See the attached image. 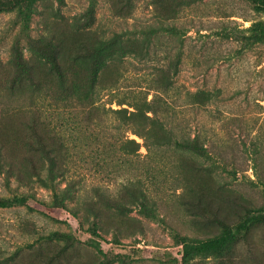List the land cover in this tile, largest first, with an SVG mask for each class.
Listing matches in <instances>:
<instances>
[{"label":"rangeland","instance_id":"obj_1","mask_svg":"<svg viewBox=\"0 0 264 264\" xmlns=\"http://www.w3.org/2000/svg\"><path fill=\"white\" fill-rule=\"evenodd\" d=\"M257 21L264 22V7L251 0H37L26 27L15 10L0 12V154L10 169L8 180L0 173V196L32 194L26 205L0 207V252H18L11 264H264V220L241 231L238 243L221 259L186 260L174 237L212 236L220 220L228 215L238 219L242 204L253 207L263 201L261 186L251 182L258 181L251 147L256 141L264 173V43L245 48L225 37L246 33ZM103 43L107 49L97 51ZM99 57L107 61L100 68L104 80L122 77L115 93L103 89L97 106H82L66 97L54 59L65 75L83 78ZM83 58L90 63L82 64ZM34 76L42 86L38 97ZM153 77L172 82L166 96L171 111L163 118L180 130L209 136L226 169L236 170L226 179L232 183L218 184L186 153L148 151L137 135L116 128L110 110L120 107L115 97L147 90ZM196 89L221 93L196 108L185 97ZM35 131L53 148L59 186L79 180L70 186L73 199L64 206H56L51 190L35 179L36 170L46 165L32 142ZM127 138L140 143L137 151H121ZM177 161L183 169L173 167ZM135 179L143 180L164 222L132 209L122 185ZM96 185L122 200H96L100 236L87 231L94 218L87 213V200L97 197ZM197 197V205L186 202ZM82 210L87 217H80ZM113 230L123 244L113 241ZM53 231L72 239H40ZM130 245L165 254L120 261L117 254Z\"/></svg>","mask_w":264,"mask_h":264},{"label":"trees","instance_id":"obj_2","mask_svg":"<svg viewBox=\"0 0 264 264\" xmlns=\"http://www.w3.org/2000/svg\"><path fill=\"white\" fill-rule=\"evenodd\" d=\"M36 1L37 0H0V12L15 10L17 16L19 18L21 17L24 22V27H26L33 12V4ZM251 1L258 7H264V0ZM225 37H231L240 41L245 48H250L254 44L264 43V22H253L246 29V33L236 31L233 32L231 36L225 33ZM107 47L108 43H103L97 48V51L102 52L106 50ZM55 60L56 59H54L53 66L58 70L57 79L66 97H74L75 101L82 104V106H95L96 98L103 89H112L111 93H115L116 87L122 77V74H117L111 79L104 80L101 75L102 71H100V68L107 62L104 57H99L92 61L91 65L93 66V70L88 75L83 76V78L75 73L65 75L61 71L63 67L62 63L60 60ZM81 63L86 65L90 63V60L88 58H83L81 59ZM31 84L34 86L33 93L36 94L35 97H38L42 88L39 78L36 76L32 77ZM171 84V80L163 81L158 77H153L148 80L149 86L147 87V90L150 86L153 87L150 99L147 98L149 93L146 88L122 94L121 97H117V99L115 97V102L120 107L116 109L110 108V110L116 115L118 120L116 128L119 129L124 127L131 133L137 135L143 140L148 151L151 150L154 153H161L165 149H170L176 152L186 153L194 158L196 168L204 170L212 175L218 184L225 185L232 183L229 178L230 176H235L236 170L233 169L229 171L226 169V165L221 161L218 152L219 148L216 147L218 145L214 146L209 136H203L202 132L191 134L188 131L180 130L169 124L168 121L163 118L164 113L171 111L170 105L166 100ZM185 93L188 103L197 108V106H203L206 101L219 98L221 90L196 89L195 91H186ZM124 104H126V107H121ZM214 134L215 132L213 135ZM34 135L35 138L32 140L33 145L41 151L42 157L46 162L44 167L38 171L36 170L35 179L40 185L51 190L53 195L52 200L56 206H64L65 201L73 199L70 193V186L75 185L79 180H72L67 186L61 188L59 186V180L57 179L59 167L57 166L56 156L52 151L53 148L46 144L45 136L42 132L35 131ZM241 145L244 147L245 151H248L245 142H242ZM252 145V154L255 153V155H259L260 157L261 150H258L259 146L256 145V141H254ZM254 145H256V147ZM139 146L140 143L134 138H127L120 143L121 151L126 154L137 151ZM257 156H252V159L254 161L255 177L258 181L251 180V182L253 185L259 184L261 186L262 203L260 205H254L253 207L251 205L250 207H245V204H242L241 206H244V212L242 213L238 210L236 213L239 215L238 219H230L231 217L228 215L227 219L220 220L215 227V234L212 236L196 238L175 233L174 237L177 243L181 245L179 251L186 260H192L194 258L221 259L226 257L238 243V236L241 231L245 230L253 223L264 220V173L260 171L258 167ZM173 167H176L177 170L183 169L182 163L178 161ZM9 172L10 169L6 167L0 154V173H3L6 180L9 178ZM223 172H225L224 175ZM227 177H229L228 181L226 180ZM122 187L127 191L128 201L132 205V209H138L140 215L152 221L161 223L165 221V218L160 215L156 200L149 195L143 180H129L127 183L123 184ZM93 190L97 197L92 200H87V213L91 212L94 218L91 220V225L87 227V231L91 235L100 236L97 231V219L100 210L98 207L94 206L96 200L98 199L111 203H122V200L111 194L110 190L107 188L105 189L96 185L93 187ZM31 198L32 194L30 193L16 194L10 197L0 196V207L26 205ZM186 202L191 205H197L199 199L198 197L191 198L187 199ZM233 202L236 201L233 200ZM76 211H80V208L78 207ZM236 211L237 210L234 212ZM80 217H87L84 210H82ZM112 236L116 244H123L116 231L113 230ZM40 239L48 241L63 239L69 241L72 239V235L65 232L53 231L47 235L41 236ZM128 249L127 252L117 254L120 261H127L131 256L143 259H158L165 254L147 247L139 248L130 245ZM4 253L5 252H0V264H11L18 255L16 251L7 255ZM246 259H248V257L245 256L244 260Z\"/></svg>","mask_w":264,"mask_h":264}]
</instances>
